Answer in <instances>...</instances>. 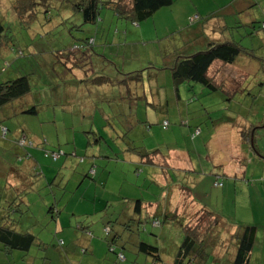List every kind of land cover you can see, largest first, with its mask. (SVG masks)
<instances>
[{
  "label": "rangeland",
  "instance_id": "obj_1",
  "mask_svg": "<svg viewBox=\"0 0 264 264\" xmlns=\"http://www.w3.org/2000/svg\"><path fill=\"white\" fill-rule=\"evenodd\" d=\"M26 1L0 0V20L10 36L9 39L13 41V43H10L8 50L3 49L4 47L0 49V70L2 67L7 68L6 71L9 69L12 73L9 75L10 77L15 76L16 72H19V75H28L33 92V104L37 106L38 115L36 117L25 116L22 119L34 133L40 134L43 132L48 140L54 142L51 144L38 142L39 146L37 148L40 151L36 152L45 165V168H43L45 173L40 182L36 184V187L45 186L47 181L53 182L55 175L56 179L55 183L50 184V187L45 186L39 192L28 195L29 211L15 224L18 231H30L44 246H33L25 256L19 252H14L10 260L12 264H21L22 259L20 258L23 255V259H28V263L41 264L45 260V253L48 250L47 259H51L52 264H68L63 253L82 259L85 257V254H83L85 253L84 248L88 250L85 244V238L89 237L88 233L78 230L77 226L85 225L88 222L93 223V230L98 233L104 220L99 219L102 212H99L101 206L74 196L78 192L76 189L78 182L72 179L71 171L76 172L75 169H77L78 173H83L82 171L88 169V163L78 164L77 157L79 155L74 151V142H76L77 150L80 153H84L87 137L92 143L97 142L90 146L96 148L98 155L104 157L95 160L97 177L103 174L106 175L104 180L106 185V178L109 176L107 188L114 193V195H111L114 201H110L109 204H119L122 202V198H129L132 201L140 199L147 201L150 194H152V197L155 195L153 191H145L146 188L143 186L146 176L145 170L149 167L131 163L130 158L137 156V153L134 152L128 153L130 155L129 160H122L121 151L124 149L141 147L146 148V150H153L163 143L171 146L177 143L181 147L183 143L180 141V131L187 132L189 135L194 129H197L193 139L195 140L194 143H197L198 151L201 154L203 150L208 154L204 143L209 138L213 128L205 122L221 119L226 114H235L239 116L238 121L241 125H244V121L247 119L254 125L261 123V105L256 104L259 111L261 109L258 117H255L254 113L245 107L248 103V107H251V103L255 100L253 96L256 97L255 92L258 89L256 86L253 90H245L243 94L236 93L231 102H228L224 101L227 96L212 94L200 84H191V86L183 84L179 88V101H177L174 96V89H171L172 82L168 77L170 72L159 68H164V64L170 62L174 54L185 52L184 46H186V43L187 45L192 43L195 37L192 36L191 30L196 25L205 23L203 18L207 12L217 11L218 8L229 4L236 11V4L237 7H245L242 2L250 5L247 9L251 10L250 14L237 13L234 17L224 16V22L227 25L230 22L237 23L240 28L233 31L228 29L229 33H226L223 37L226 40L234 38L241 46L251 50L252 56L264 60V35L262 31H258L257 28L254 36H250L248 35L250 32L245 29L247 21L255 18L258 22L263 16L264 0H175L171 7L163 8L151 18L140 22L139 25L117 18L113 11L107 8L101 10L99 22L96 24H83L81 15L73 10V5L78 0H33L36 4H31V9L24 6ZM181 2L187 3L188 7H191L194 12H196V8L202 11L203 13H198L201 19L191 23L188 15L187 18H184V21L176 18L180 17L181 14L180 9L177 8L178 3ZM44 6L46 9L49 7L48 14H45ZM172 23L174 24L170 25ZM211 25L218 28L211 32ZM43 26H51V29L49 30ZM188 26H190L189 30ZM130 28L135 30L133 35L129 32ZM221 29L216 21L211 22L208 27L206 25L205 30L199 36L208 42L218 36L216 39L224 40L222 34L219 33ZM89 37L94 39L96 44L101 45L96 47L95 52L105 56L104 59L101 55V57L96 55V57H92L91 67L96 74L107 75L113 80L121 81L122 78L126 77V74L143 70L144 86L130 84L133 92H136L132 101L126 99V89L121 87L122 82L119 84L118 81V83L115 81L116 83H113V86L99 88L93 85L89 86L88 81L78 84L80 90L77 92L75 99L77 105H66V97L74 98L75 86H70L72 78L70 76L66 78L67 75L63 73L62 68L59 65H54L55 55L59 50L79 44L80 41L82 42ZM103 44L106 45L102 46ZM20 52L23 53V56L19 54ZM244 59L249 58L241 55L237 58L236 63ZM253 62L259 63L258 61ZM148 64L155 69H145L149 67ZM255 68L258 67L255 66ZM255 68L248 70L251 75L245 80L246 84L253 81L258 83L264 81V67L261 68L260 73L256 72ZM74 74L77 77L81 76V73ZM0 76V82H2L5 76L1 71ZM59 89L61 91L60 96L58 94ZM149 89L152 91L151 94H149L150 91L148 92ZM154 91L159 94L154 96ZM142 93H144L145 98H137ZM64 94H66V97H64ZM108 100H110L112 109L115 112L122 113L125 116L128 115L129 102H133V105L131 104L134 106L133 112H137L139 115L138 120L142 124L131 125V123H128L126 125L125 122L121 121L117 122L116 127H113L114 125L111 122L97 118L94 121L93 134L86 135L84 132H90L91 122L82 125L79 122L73 123L71 120L72 115L77 116L76 110L81 113L87 110V113L90 111V114L94 106L105 110ZM153 101H157L158 107L152 106ZM69 107L71 111L67 110ZM145 109L148 111L147 116ZM205 111L208 115L205 114ZM162 112L165 113L167 121L170 123L167 130H163L161 127ZM80 116L78 115V117ZM150 117L151 119H149ZM145 120H148V123H144ZM218 125L220 128L221 123ZM130 127H132L131 130L128 129ZM234 130L237 131V129ZM206 133L209 135L205 136ZM97 134L102 138L100 142ZM233 136L231 132L230 138L232 139ZM258 136L256 146L264 153V130H258ZM230 147L231 140L230 144L222 142V151L219 154L223 157L229 155L235 149L233 146ZM18 149L20 151L25 150L21 143L18 145ZM241 150L244 149L241 148ZM44 151L49 154L55 152L57 158L54 160L51 157L46 158L48 155L45 157L43 155L45 154ZM18 156H21V154H17L16 158ZM49 167L53 171L48 172ZM59 171L61 174H58ZM255 176L259 175L252 177L249 173L248 181L240 178L241 180L235 183V192L233 191L232 194L236 195L232 199L223 198V201L219 195L221 190L213 188L210 177H205L209 180L194 188L192 191L193 196L202 201L210 200L212 204H217L216 206L219 208L222 206L219 203L222 200L225 216L237 218V221L240 220L242 224L247 226L253 225V223L257 224L256 226H263V228L258 229L261 237L264 234V182H260ZM197 178L198 175H191L185 177L183 181L185 185H189L195 183ZM89 179L85 180L86 184L90 183ZM238 183H241V185L248 183L249 188L245 192L239 191ZM59 184L64 187L61 191L59 190ZM93 186L98 187V189L102 188L98 184H93ZM158 193L159 191H157ZM205 194H208V196H205ZM63 195L64 197H62ZM234 199L236 206L233 204ZM58 204L60 205L59 209ZM52 207L53 209H51ZM57 212L61 215L57 214L56 219L52 218ZM252 217L255 220L253 223L251 221ZM230 220L233 221V219ZM58 222L60 225L57 224ZM146 230L148 233L141 234L140 239L155 246V236L161 232V228L152 224L146 226ZM166 230L167 228H163L161 232L163 235H168L161 238V247L165 250V254L162 257L160 256L161 261L163 259L165 261L169 252L174 251L172 248L176 246L179 240L180 230L175 225L170 224L168 231ZM103 233V231H100L99 235L102 236ZM59 241H62L64 246L58 247ZM263 244L264 241L259 240L256 245L257 249L261 248ZM80 249L83 252L80 251V253ZM113 256L117 258L115 254ZM125 258L120 264H151L150 259L146 258L145 255L138 257L129 254ZM164 261L163 263H165ZM113 262L115 263V260ZM101 263H104L102 259L98 261V264ZM70 264L81 263L72 262ZM105 264H108V262L105 261Z\"/></svg>",
  "mask_w": 264,
  "mask_h": 264
},
{
  "label": "trees",
  "instance_id": "obj_2",
  "mask_svg": "<svg viewBox=\"0 0 264 264\" xmlns=\"http://www.w3.org/2000/svg\"><path fill=\"white\" fill-rule=\"evenodd\" d=\"M174 2L175 0H78L73 5V10L75 13H79L81 15L83 24H96L100 21L99 17L101 10L107 8L112 10L117 18L128 20L133 24L139 25L140 22L151 18L163 8L171 7ZM242 3L245 5V8L250 7L249 4H246L245 2ZM31 4L35 5L36 2L33 0H27L24 6L31 9ZM229 6L230 4L218 8L217 11H212L205 14L203 18L205 23L196 25L191 31H195L194 29L198 27L202 33L205 30L206 25L208 27L211 24L210 21L212 19L222 18L218 17V15L216 16V14H221L224 10L229 8ZM48 8L49 7H47V9ZM47 9L45 8V14L49 13V9ZM19 12H21V10H19ZM200 19L201 16L198 13H195L191 16L189 21L193 23ZM263 24L264 18L257 23V26L251 25L250 29L254 28V31L252 33H248V35L252 36L255 34V30L257 28L258 31L261 30L262 34L264 35V28L262 27ZM46 28L50 30L51 26ZM189 28L190 26H188V30ZM221 28L222 29L219 31V33L222 34V39H224L223 36L226 33H229L228 29L233 31L236 28H240V25L237 23L232 27L229 25H223ZM215 29L216 27L211 25L210 30L213 32ZM9 37L10 36L6 31V28L0 20V49L2 47H4L3 49L5 50L10 48V43H13V41L10 40ZM199 40H203L205 42V47L203 49L194 52H188L186 49H184V53L174 54L171 57V61L164 64V68H159L160 70H168L170 72L168 77L172 82L171 89H174V96L177 101L179 99V88L183 84L187 86H191V84H200L204 88L208 89V91H210L212 94H221L223 96L228 94L229 97L227 96V100H229V98H231V100L233 99L237 92H226L225 86L217 82L215 73L214 75H210V69L214 63H220L221 66H230L236 63L239 56L243 55L252 61H258L261 67H264V60H260L256 56H252L251 50L241 46L236 40H234V38L219 41L211 40L209 42L201 38ZM104 45L106 44H103L102 46ZM100 46L101 45L95 43L94 39L89 37L85 38L82 42L80 41L79 44H75L69 48L58 51V53L55 55L56 61L54 65H59L62 68L63 73L67 75L66 78L69 76L72 78L70 86H79V83L89 81V86L93 85L100 88L104 86H113V83L118 81L113 80L107 75L96 74L91 67L92 57L95 55L97 57L102 56L101 54L95 52L96 47ZM99 53L101 52L99 51ZM19 54L23 56L22 52ZM152 68L154 67L149 66L145 69ZM6 69L7 68L2 67L0 70L1 73H3V76L6 75ZM74 73H81L83 78L76 79L78 77ZM19 74V72H16L15 76H5L2 79V82H0V114L2 113L4 115L3 118L0 116V143L2 144L0 149L5 147V144L8 142L7 140L12 133L10 128H8V126L11 125L10 123H17L18 120L25 118V116L36 117L38 115L37 106L33 104V92L30 86L29 77L28 75ZM125 76V78H122V80L118 82L119 84L122 82L123 85L121 84V87H125L126 89V99L132 101L135 98V95L130 84L135 86H144L143 70L129 73ZM256 87L258 90H256L257 93L254 91L256 97L253 96V99L256 100L257 96H259L258 105H261L260 107L262 109L261 123H259V125H254V123H252L253 125L242 127V129L239 130V136L241 138L240 140L245 145V149L254 155L255 160H264V153L261 152L256 146V139L259 138L258 130H264V81L258 83ZM64 97H66V94H64ZM255 100L253 102H255ZM107 103V109L105 106L107 113L104 109L96 108V106L93 108L94 110L95 108L100 110L99 113L105 116L103 121H109L112 123V125H114L112 120L106 119V116L109 115L112 117L114 116L115 118H121L119 122L123 121L126 125L128 123H131V125L142 124L137 120L132 121L131 114H134V106L131 105V102H129L127 116L123 115L122 113L118 114L115 112V110L112 109L110 100H108ZM78 112L81 114L79 110ZM163 122L168 123L167 127H163ZM116 124L117 122L115 125ZM169 126L170 123L168 121H162L161 127L163 130H167ZM92 129L93 126L90 128V132L84 133L86 135L89 133L93 134ZM128 129L131 130L132 127ZM196 130L197 129H194V131L190 133L192 140L195 138ZM97 137L100 142L102 138L98 134ZM39 142L42 144L45 143L43 140ZM20 143L23 144L25 150L21 151V156H18L17 158L15 157V162L12 164L13 166L9 164H3L1 161L0 166L10 167L13 170L14 166L17 164L22 165L23 163L31 160L36 162V160L33 159L34 157L31 155L30 151L39 152L40 150L37 148L39 144L32 140V138L29 137V135L22 129L16 131L15 139L13 140V144H15L17 148ZM95 143L97 142L92 143L89 137H87V142L83 153L84 156L77 157L78 163H81L82 158L83 161L85 159L96 160L99 158H104L103 156L98 155L99 153L96 151V148L90 147ZM165 151L166 149L162 148H156L150 151L144 150V148L141 147H130V149L126 148L121 151V154L122 160H129L130 153H137L136 157H138L139 165L155 166L158 164L159 156L163 155ZM44 153L45 154L43 155L45 157L48 155L46 158L51 157L54 160L52 153L55 152H51V154H49L47 151H44ZM162 160H164V158ZM95 168L96 166L94 163L91 165L89 172L91 170L95 171ZM16 171L13 173L14 178L23 182L24 188L18 194L17 192L15 193L16 197L14 199H5L2 202L0 201V262L9 260V256H11L14 252H19L25 256L33 246H44V244L39 242L37 237L30 231H18L15 228V224L19 221V219L29 211V205H23V202L21 200L19 201V198L21 199L25 195L27 196L34 192L37 193L38 191L34 190V187L36 186V183L43 177V174L38 173L37 170L33 169L27 176L28 178L25 177V179L21 178L22 174L20 171ZM85 177L91 178L93 177V174L88 173L85 175ZM52 183L54 182L47 181L45 186L50 187V184ZM217 184H221L222 186V183H219L218 180L213 183V186L218 187L216 186ZM175 186H177L180 191H183L182 199L186 200L187 198H193L192 191L194 189L192 187L180 183L176 184ZM6 189H8L7 184L3 183V190L6 191ZM1 194L2 193H0V196H2ZM122 203H125V205ZM200 204L201 206L199 209L194 212L192 210L190 213V218H188L187 214H184L183 212V214L176 217L174 215L175 211H171V208H167L163 210V212H161L160 209L158 210V213H151L150 209L153 207L154 203H146L142 200L128 202L123 201L118 204L117 209L111 206L113 208L111 209L112 212L116 211V216L113 217L111 213H109L110 215L107 214L109 217H107L103 223V239L107 243L109 252L115 254L118 261H121L119 260L118 255H122L123 258H125L124 253L127 252L132 253L134 256L145 255L146 258L151 259V264H160L162 262L160 256L164 250L161 247V238L168 236L167 234L163 235L161 232L163 228H167L166 231H168V226L172 224L175 225L178 230H180L178 236L179 240L177 242L179 252L177 255H174L175 263L173 262V264H207L209 259L214 260L218 257V249H226V252L229 253L232 247H235L236 249L233 264H249L250 255L253 251V248L256 246L255 242L257 227L254 225L241 226L235 221H230L229 219L225 218L219 212L209 209L205 206V204ZM162 205L165 206L163 203ZM51 209H53V207ZM108 210L109 207L107 206L102 210V213H104L106 216ZM152 224H155L157 227L161 228V232L155 236V239H157L156 242L158 243H156L155 246L143 242L140 239L141 234L148 233L146 226H150ZM88 227L89 223L77 226V229L87 233L85 230ZM231 230H234V233L230 235ZM61 246H64V243L59 241L58 247ZM227 253H225L222 258H227ZM23 255L21 257L24 258Z\"/></svg>",
  "mask_w": 264,
  "mask_h": 264
},
{
  "label": "crops",
  "instance_id": "obj_3",
  "mask_svg": "<svg viewBox=\"0 0 264 264\" xmlns=\"http://www.w3.org/2000/svg\"><path fill=\"white\" fill-rule=\"evenodd\" d=\"M232 7L233 6L230 5L229 8L224 10L221 14H219V13L216 14V16L218 15V17H222L223 19L222 18H218V19L215 18V19H212L210 22L216 21L218 23V26L221 28L223 25L224 26L227 25L226 22H224V16H233L234 17V16H236L237 13L250 14V12H251V10H247L248 8L237 7V4L235 5L236 11H234V9H232ZM177 8L180 9L181 14H180V17H176V18H179L182 21H184V18H187V15L189 16V19H190L191 16L194 15L195 13H199V12L203 13L202 11H199V9H197V8H196V12H194V10L191 7H188L187 3H184V2L178 3ZM207 13H210V12H207ZM263 16H264V12H263ZM263 16L261 17V19L258 22L263 20V18H264ZM256 21L257 20H255V18H253L251 21H247V27L245 25V27H246L245 29L247 31H249L250 33H252L254 31V28L250 29V26L251 25L255 26L258 23ZM173 24L174 23H172L170 25H173ZM234 24H236V23L230 22L229 25H230V27H232V26H234ZM213 26L218 28L215 25H213ZM194 30L195 31H191L192 36H195L193 38V42L189 43L188 45L186 43V46H184L188 52H194L197 50H201L205 47L204 46L205 42L203 40H199L201 38V36H199L201 33L200 28L197 27ZM127 32H128V30H127ZM129 32L131 33V35H133L135 33V30L130 28ZM252 36H254V34ZM218 37L212 38L213 41H219V39H216ZM97 51L99 52V50H97ZM103 55L104 54H102V58L104 59L105 56H103ZM255 63L256 62H253L250 59H246V60L244 59L243 61L235 63V64L230 65V66H221L220 63H214V65L210 69V75H214V73H215L217 82L221 83L225 86L226 92H231V93H233V92L238 93L239 92V93L243 94L245 90H247V89L253 90V89H255V86L258 85V82H256V81H253L249 84L245 83V80H247V78H249L251 75V73L248 72L249 69H252L253 67L255 68V66H256L258 68H255V71L259 72L260 69L262 68L259 63H256V64ZM149 65L150 64H148V66ZM131 73H133V72H131ZM5 74H6L5 75L6 77H10L9 75H11L12 73H10V70L8 69L7 71H5ZM82 78L83 77L81 75V76H78V78H76V79H82ZM79 90H80L79 86H75L74 98H71V97L67 98L66 97L67 98V99H65L66 105H70V104L77 105V102L75 101V99L77 97V92ZM149 91H150V89L148 90V92ZM60 93H61V91L59 89V91H58L59 96H60ZM151 93H152V91H150L149 94H151ZM256 93H257V91H256ZM135 94H136V92H134V95ZM153 94H154V96H156L159 93L157 94V91H154ZM258 94H261V93H258ZM143 95H144V93H142L141 96H137V98L138 97H141V98L145 97ZM226 96H228V94H226ZM258 100H259V96H257V99L255 100V102L251 103V107L250 106L248 107L249 103L247 104V102L245 100V103L247 104V105H245V107L250 109V111H252L254 113L255 117L259 116V114H258L259 109H257L256 111L254 110L255 108L258 107V105H256L258 103ZM178 101H179V99H178ZM224 101L231 102V98H229V100H227V98H226ZM131 104L133 105V102H131ZM236 104H238V103H236ZM146 105H147V103H146ZM152 106L158 107L157 101H153ZM106 109H107V106H106ZM147 109H148V106H147ZM147 109H145L146 116L148 114ZM67 110L71 111V108L69 107ZM99 111L100 110L95 108V110L94 109L92 110L91 114H90V111L87 113V110H84L83 113L80 114L78 112V110H76L77 116L72 115L71 120L73 121V123L79 122L82 125H86L85 123L91 122V125L94 126L95 119L100 118V119L104 120V118H105V116L101 115L99 113ZM85 113H87V114H85ZM79 114L81 115L80 117H78ZM162 114H163L162 121H167L165 113L162 112ZM205 114H207L206 111H205ZM131 115H132L131 116L132 121L139 119V115L137 114V112L134 114H131ZM0 116L2 118L4 117V115L2 113L0 114ZM242 117H244V116H242ZM106 119L112 120L113 122L116 123V122H119V120L121 118H115L114 116L112 117V116L108 115V116H106ZM149 119H151V117ZM129 120H130V118H129ZM238 120H239V116H237L235 114H226V116L221 118V119L218 118V119H215L214 121L210 120V122H205L206 124L207 123L210 124V126L213 128L209 138L204 143V144H206L205 149H207L208 154L204 150H203V153L201 154L198 151L197 143H194L195 140L193 141L191 139V137L189 136L190 134L188 135L187 132H181V131H180V134H181L180 141H181V143H183L181 147L178 146L179 144H177V143L172 144V146L168 145L166 143H163L158 147V148L166 149V151L164 153L162 152L163 155L159 156L158 164H156L155 166L149 165L148 166L149 169L145 170L146 176H145V179L143 182V186L146 188L145 191H153L155 193V195H153V197H152V194H150L149 195L150 198L147 201L142 200L146 203L147 202L154 203L153 207L150 209L151 213H158V210H160V209H161V212H163V210H165L167 208H171V211H173V212L175 211L174 215L176 217L180 216L183 213L184 214L186 213L187 217L190 218L191 211L193 210V212H194V211L198 210L199 207L201 206L200 203H203V204H205L206 207H208L211 210H214V211L217 210V212L219 210V213L222 214L225 218H227L229 220L233 219V221H235L236 223H238L241 226L245 225V224H242L240 222V220L237 221V218H234V217L230 218L228 216H225L224 208H223L224 203L222 202V200H223V198L232 199L233 196L235 197L236 194H232L233 191L235 192V190H234L235 183L238 182V180H241L240 178H243V179H245V181H248L247 179H248L249 173L252 175V177L254 175H259V176H255V177H257V179H259L260 182L263 183L264 182V160H255L254 155H252V153H249V151H247L245 149V147H244L245 145L240 140L241 138L239 136V130L242 129V127H244V126H250L253 124L251 122H249L247 119L244 121V125H241ZM145 121L146 122H144V123H148V120H145ZM220 123H221V126L219 128L218 124H220ZM10 124L11 125H9L10 127L8 126V128H10V131H12V133L7 140L8 142H6L5 147L0 149V161L3 164H9V165L14 164L16 155L21 154V151L16 147L15 144H13V140L15 139V133H16V131H18L17 129H22L23 131H25L29 135V137H31L32 140H34L37 143L41 140H43V142H45V144L46 143H50V144L54 143V142H51V140H48V138L43 134V132H41L40 134L34 133V131H32L29 128V126H27V123L25 121H23V119L18 120L17 123H14V124L10 123ZM40 126H42V125H40ZM114 127H116L115 124H114ZM234 129H237V131L235 132ZM233 130H234V132H233ZM231 132L234 135L232 139L230 138ZM42 135H44V136L41 137ZM208 135L209 134L206 133L205 136H208ZM230 140H231V147L233 146L235 149L232 153L223 157L219 154L222 151L221 144H222V142H224L226 144H230ZM1 145L2 144L0 143V146ZM173 145H176V146L173 147ZM199 145H202V144H199ZM74 147H75L74 151H76L77 155L84 156L83 153L78 152L77 147H76V142H74ZM241 148H243L245 150H241ZM65 150H67V148H65ZM144 150H146V148H144ZM147 150H149V149H147ZM229 151H230V149H229ZM30 152H31V155L34 157L33 159H35L36 162H34V160H31V161H28L26 163H23L22 165L17 164L18 166L17 165L14 166L13 170L10 167L0 166V193H2L1 194L2 196H0L1 202L4 201L5 199H10V200L14 199L16 197L15 193L17 192V194H18L24 188L23 182H21L19 179L14 178V175H13L14 171H16V170L20 171L22 174L21 178L27 177L33 169L37 170L38 173H42V174L45 173L43 171V168H45V165L39 159V157L37 155L38 151L37 152L30 151ZM163 158H164V160H162ZM85 160L83 161V158H82L80 164L84 165L85 163H88V169L86 171H82L83 173H78V170L75 169L76 172L71 171V173H70L72 176V179H75L78 182V184L76 186V189L78 192H76L74 196H78V199L80 198L81 200H86L87 202L97 203L99 206H101V209L99 210V212H101L105 207L108 206L109 210L107 211L106 216L102 212L99 215V217H100L99 219H104L103 220V223H104L106 218L109 217V215H110L109 213H111L113 217L116 216V211L112 212L111 209H113V208L117 209L118 203L115 201L117 204H109L110 201H114L111 198V195H114V193L111 192L112 190H108V188H107L109 176L106 178V182H107L106 185L104 182L106 175L103 174L102 176L97 177L98 173L96 171V168H95L93 177L91 178L93 180L85 177L86 174L90 173L89 170H90L91 165L95 163V160H92V159H85ZM130 160H131V163H133L135 165H139L138 164V157H131ZM144 166H146V165H144ZM63 168H66V167H63ZM48 169H49V170H47L48 172L53 171V169H51L50 167ZM197 171H199L200 173ZM58 174H61V172L59 171ZM191 175H193V176L198 175V178H197L195 183L186 185V186L192 187L193 189L196 188L199 184L204 183L205 181L209 180V179H206L207 177H210L212 186H213V183H215V181H217V180L219 181V183L220 182L222 183L221 187H214L213 186V188H219L221 190V193L219 195L221 196L222 200L219 203H221L222 206L220 208L216 206L217 204L216 205L212 204V202H210V200H204L205 201L204 202L200 199H196L195 196H193V198L191 197L192 199L191 198H187L186 200L182 199L183 198V196H182L183 191H180L179 188L175 185L179 184V183L184 184L183 179L185 177L191 176ZM201 176H203V177H201ZM43 177H44V175H43ZM95 178L97 179V181ZM157 178H159V180H157ZM55 179H56V175L54 176V181H55ZM86 179H89L90 183L86 184L85 183ZM40 180L38 182H40ZM3 183L7 184L8 189H6V191L3 190ZM93 184L94 185L98 184V186H102V188L98 189V187H94ZM238 184H239V189H240L239 191L245 192L249 188L248 183H246V185H241V183H238ZM61 185L62 184L58 185L60 187L59 188L60 191L63 190V188H64L63 185L62 186ZM36 188L37 187L35 186L34 190L39 192V190H41V188H44V186L41 188H37V189ZM157 191H159L158 194H157ZM56 192H58V191H56ZM149 193H151V192H149ZM205 196H208V194H205ZM27 197H28V195L27 196L25 195L21 199L19 198V201L21 200L23 202V205H28ZM62 197H64V195ZM122 199H123L122 202L123 201H125V202L132 201L129 198H122ZM58 203H60V202H58ZM80 203H81V201H80ZM162 203L165 206H163ZM122 204L125 205V203H122ZM233 204L236 206L235 199H234ZM180 205H181V207H180ZM57 206L59 209L60 205L58 204ZM188 211H190V212H188ZM97 213H98V211H97ZM57 214H60V213L57 212L56 215L54 216V219L57 218L56 217ZM107 214H109V215L107 216ZM230 221H232V220H230ZM251 221H252V223H253V221H255L254 217H252ZM88 223H86V224H88ZM57 224L60 225L59 222ZM92 224L93 223H89V227L86 228V230H85V231H87V233L89 232L88 236L90 237V238L89 237L85 238V244H86L89 252L86 248H84L85 253H83V254H85L84 255L85 257H83L82 259L77 258L76 256L74 257L73 255L68 254V253H63L65 255V259H67V261H68V264H70L72 262H77V263L80 262L81 264H98V261L101 259H102V262H104L101 264H105V261H107L108 264H120L126 258H124L123 260L118 262L117 258H115L114 256L112 257L113 254H111V252H109V250L107 248V243L103 239L104 238L103 234H102V236L99 235V232L103 231L104 224H103L101 229L99 228L98 233L94 232ZM253 225L256 226L257 224L253 223ZM256 227H257V234H256L255 244L257 245L259 240L262 239V241H264V234H262V236L260 237V234L258 233V229L260 227L263 228V226H256ZM59 229H60V227H59ZM232 233H234V230H231L230 235ZM156 240L157 239H155V242H156ZM105 248H106V252H105ZM81 249L79 250V252L80 251L83 252V250H81ZM172 249H174V251L172 250L169 252L168 257L165 258V261L163 259V261L165 263H163V261H162L161 262L162 264H173V262L175 263L174 255H177L179 252V248H178L177 243H176V246H174ZM164 251L165 250L162 251L161 256H163ZM218 251H219L218 257L215 258L214 260L209 259L207 264H233V259H234V255L236 252L235 247H232L230 249L229 253L226 252V249L225 250L224 249H218ZM29 252H30V250H29ZM225 253H227L228 257L222 258V256ZM129 254L133 255L132 253L125 252L124 256L126 257V255H129ZM12 256H13V254L9 257L12 258ZM47 256H48V250L45 253V260L41 264H52L51 259L48 260ZM139 256H141V255H139ZM20 259H22L21 262L19 260V262L21 264H32L31 262L28 263V260H24L23 257H21ZM113 260H115V263L113 262ZM150 262H151V259H150ZM0 264H12V263H11V260L9 258V260L4 261V262H0ZM249 264H264V244L259 249H257V246H255L253 248V251H252V253L250 255V259H249Z\"/></svg>",
  "mask_w": 264,
  "mask_h": 264
},
{
  "label": "built area",
  "instance_id": "obj_4",
  "mask_svg": "<svg viewBox=\"0 0 264 264\" xmlns=\"http://www.w3.org/2000/svg\"><path fill=\"white\" fill-rule=\"evenodd\" d=\"M262 27L264 28V24L262 25ZM167 124H168L167 122H163V127L164 128L167 127ZM52 155H53L54 159L57 158V155L55 153H52ZM90 174H94V171L91 170ZM216 186L221 187V184H217ZM118 258H119V260H123L124 259L122 255H118Z\"/></svg>",
  "mask_w": 264,
  "mask_h": 264
}]
</instances>
